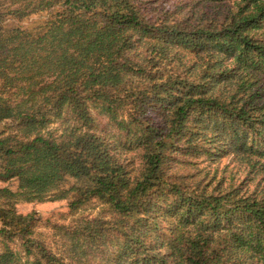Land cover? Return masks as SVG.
<instances>
[{"label": "trees", "instance_id": "1", "mask_svg": "<svg viewBox=\"0 0 264 264\" xmlns=\"http://www.w3.org/2000/svg\"><path fill=\"white\" fill-rule=\"evenodd\" d=\"M0 178V264H264V0H0Z\"/></svg>", "mask_w": 264, "mask_h": 264}, {"label": "rangeland", "instance_id": "2", "mask_svg": "<svg viewBox=\"0 0 264 264\" xmlns=\"http://www.w3.org/2000/svg\"><path fill=\"white\" fill-rule=\"evenodd\" d=\"M30 24V23H28ZM53 124L51 127H54ZM8 185L12 189L16 188L15 181H5L3 178H0V186ZM70 185V181H66L65 187ZM100 203L98 201H93L91 204H88L77 211V214H91L95 215L99 209ZM17 211L21 213H27L29 211H35L39 215L40 222L37 226V232L39 237L45 239L47 242L55 246L53 230L51 229L52 223L58 224H68L71 222L74 215H72L67 207V201L65 199L53 200V199H44L41 201H31V202H17L16 204ZM56 238V237H55Z\"/></svg>", "mask_w": 264, "mask_h": 264}]
</instances>
